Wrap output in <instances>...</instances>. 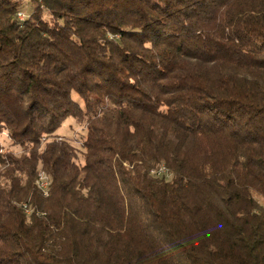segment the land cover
Returning <instances> with one entry per match:
<instances>
[{"label": "trees", "instance_id": "1", "mask_svg": "<svg viewBox=\"0 0 264 264\" xmlns=\"http://www.w3.org/2000/svg\"><path fill=\"white\" fill-rule=\"evenodd\" d=\"M29 1L0 0V264H264V0Z\"/></svg>", "mask_w": 264, "mask_h": 264}, {"label": "rangeland", "instance_id": "2", "mask_svg": "<svg viewBox=\"0 0 264 264\" xmlns=\"http://www.w3.org/2000/svg\"><path fill=\"white\" fill-rule=\"evenodd\" d=\"M21 11V16L19 18L21 20L25 19L29 14L32 12V5L29 0H25L23 7ZM43 17L47 20L50 19L49 12L45 9L43 13ZM60 132V136L63 138L68 139L72 145L76 148L78 151V162L80 164L84 163L83 158V139L86 132L85 126L78 125L74 120H69L63 125V129ZM1 142L5 149L13 150L16 154L22 153V148L18 146H13L11 144V141L6 137V134L1 136ZM41 183L43 187H46L49 184L48 177L42 173L41 174ZM171 175L169 173L166 174V177L169 178ZM47 188V187H46ZM260 201L264 203V199L259 197Z\"/></svg>", "mask_w": 264, "mask_h": 264}, {"label": "built area", "instance_id": "3", "mask_svg": "<svg viewBox=\"0 0 264 264\" xmlns=\"http://www.w3.org/2000/svg\"><path fill=\"white\" fill-rule=\"evenodd\" d=\"M19 16H21V12L19 13ZM154 173H157V174H166L167 173V169L164 168L163 166H160L159 168L155 169L154 170Z\"/></svg>", "mask_w": 264, "mask_h": 264}]
</instances>
